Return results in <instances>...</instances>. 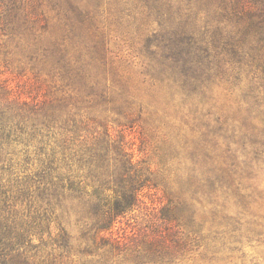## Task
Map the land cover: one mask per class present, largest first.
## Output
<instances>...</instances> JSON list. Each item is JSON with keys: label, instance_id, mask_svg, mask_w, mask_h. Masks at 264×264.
<instances>
[{"label": "rangeland", "instance_id": "obj_1", "mask_svg": "<svg viewBox=\"0 0 264 264\" xmlns=\"http://www.w3.org/2000/svg\"><path fill=\"white\" fill-rule=\"evenodd\" d=\"M220 18V0H0V101L17 97L27 108L81 118L84 134L109 129L116 138L122 130L134 136L135 157L144 159L155 186L115 227L138 229L142 250L154 206L177 197L187 203L179 227L195 232L198 246L185 257L141 263L124 249L107 253V264H264V142L231 143L234 157L225 150L228 140L206 126L220 117L248 133L257 121L243 125L238 118V85L229 69L210 66L192 94L179 65L169 67L161 57V44L178 35L211 49ZM194 46L188 43L186 57L194 56ZM245 49L248 63L263 52L252 28ZM252 70L245 67L243 89ZM216 174L209 198L203 180ZM74 222L66 227L78 247Z\"/></svg>", "mask_w": 264, "mask_h": 264}, {"label": "trees", "instance_id": "obj_2", "mask_svg": "<svg viewBox=\"0 0 264 264\" xmlns=\"http://www.w3.org/2000/svg\"><path fill=\"white\" fill-rule=\"evenodd\" d=\"M220 2L221 18L211 49L205 42L196 44L192 36L178 35L161 44V57L169 67L179 65L182 86L192 94L202 89L210 66L215 72L229 69L238 85V118L243 125L257 123L248 133L220 117L214 124L206 120V126L228 140L225 150L235 157L231 143L245 148L248 143L264 142V0ZM222 20H228L230 27ZM249 28L263 52L252 53L248 63ZM191 42H195L194 56L186 57ZM247 65L253 68L251 85L243 89L239 84ZM82 123L81 118L57 117L36 104L27 108L17 97L0 101V264H107V253L124 249L134 251L137 262L163 263L181 259L196 248L197 234L179 227L187 207L181 197L154 206L153 225L146 235L143 232L142 250L138 229L115 227L143 203V190L155 186L151 170L144 159L135 157L130 132L122 130L117 138L109 129L84 134L78 131ZM252 152L258 156L261 149L257 146ZM191 176L197 178L195 172ZM214 176L203 180L209 198L219 180ZM73 221L80 230L78 247L66 227Z\"/></svg>", "mask_w": 264, "mask_h": 264}]
</instances>
